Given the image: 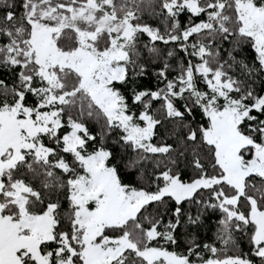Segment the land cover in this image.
<instances>
[{
	"label": "snow or ice",
	"instance_id": "obj_1",
	"mask_svg": "<svg viewBox=\"0 0 264 264\" xmlns=\"http://www.w3.org/2000/svg\"><path fill=\"white\" fill-rule=\"evenodd\" d=\"M0 264H264V0H0Z\"/></svg>",
	"mask_w": 264,
	"mask_h": 264
},
{
	"label": "trees",
	"instance_id": "obj_2",
	"mask_svg": "<svg viewBox=\"0 0 264 264\" xmlns=\"http://www.w3.org/2000/svg\"><path fill=\"white\" fill-rule=\"evenodd\" d=\"M243 54H244L245 56L254 55V53H252L250 50L245 51Z\"/></svg>",
	"mask_w": 264,
	"mask_h": 264
}]
</instances>
